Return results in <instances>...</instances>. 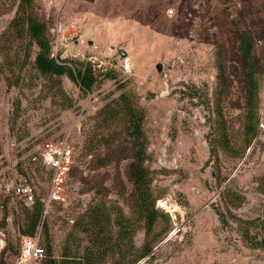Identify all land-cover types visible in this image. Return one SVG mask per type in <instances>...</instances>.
<instances>
[{"label":"rangeland","instance_id":"rangeland-1","mask_svg":"<svg viewBox=\"0 0 264 264\" xmlns=\"http://www.w3.org/2000/svg\"><path fill=\"white\" fill-rule=\"evenodd\" d=\"M17 2L0 0V197L9 198L0 250L7 242L19 250L22 237L11 212L23 199L4 185L24 181L46 198L48 169L31 158L44 143L65 140L74 163L63 201L47 214L55 256L68 249L80 258L87 251L95 264H264V0H34L52 56L91 65L89 92L66 76L58 91L31 64L20 71L23 44L1 39ZM239 32L252 43L257 84L258 133L249 148V64ZM124 93L144 111L139 140L120 120L97 117L105 105L118 111ZM221 134L226 149L216 146ZM93 138L99 167L83 155ZM139 148L159 212L149 231L130 205L129 167ZM101 211L111 239L100 246L87 223ZM118 223L129 240L118 237Z\"/></svg>","mask_w":264,"mask_h":264},{"label":"trees","instance_id":"trees-1","mask_svg":"<svg viewBox=\"0 0 264 264\" xmlns=\"http://www.w3.org/2000/svg\"><path fill=\"white\" fill-rule=\"evenodd\" d=\"M240 47L244 60L248 62L249 68L246 74V109L244 114V135L248 138L247 148L257 137L258 133V102H257V84L252 71V43L245 33L238 34ZM1 39L7 42L17 41L23 44L24 59L21 61V69L23 70L26 64H31V67L41 76L47 78L52 82V85L60 91L58 79L66 76L71 82L77 85L82 92H89L96 82V78L92 72L91 65L83 61H76L72 59H57L52 56L51 43L47 36V28L45 23L36 12L34 0H18L13 18L8 24V28L1 35ZM36 48V51L31 54V49ZM32 58L31 60H29ZM119 108L108 109L105 105L98 113L97 117L104 123L105 121L120 120L125 128V134L132 140H139L142 138V123L144 119V111L138 108L131 97L127 94H121L118 97ZM104 125V124H103ZM98 139H90L83 146V155L90 157V162L94 167H99L104 164L103 157L101 158V148L97 144ZM226 138L223 134L217 139L216 146L227 148L224 143ZM100 143V141H99ZM145 161L144 151L139 148L135 151L134 162L129 167V178L132 184V192L130 194L131 206L136 207L140 214V218L144 220L146 231H149L159 215L155 208L156 198L153 197L151 189V177L147 168L143 166ZM37 168L46 170L39 162H33ZM47 173L50 172L47 170ZM26 184H28L26 182ZM29 185V184H28ZM227 188H224L225 192ZM34 196L32 205H26L23 200L16 201L11 212L12 223L16 228V232L21 236L34 237L36 234L43 236L42 243H39L44 251V257L41 264H95V261H90L87 251L82 257H78L67 249L60 255H54V249L51 246V241L48 236V221L47 214H44L43 198ZM8 197L1 199L0 197V231L5 232L7 226V205ZM111 219L106 215V212H93L90 215L88 224V232L91 236L90 240L98 245H102L110 241V225ZM118 229V237L122 236L125 239H130L129 229H124L120 226ZM128 239V240H129ZM95 245V244H94ZM109 249L112 246H108ZM150 248L146 249L145 256L150 252ZM12 255L16 257L18 250L12 247L7 242L0 250V264H8L5 255Z\"/></svg>","mask_w":264,"mask_h":264},{"label":"built area","instance_id":"built-area-1","mask_svg":"<svg viewBox=\"0 0 264 264\" xmlns=\"http://www.w3.org/2000/svg\"><path fill=\"white\" fill-rule=\"evenodd\" d=\"M75 151L65 140L44 143L35 156L33 162H39L50 172V183L46 198L42 200L44 204V214L48 211L51 203L63 201L64 184L69 178ZM19 181L5 184L7 194H14L21 197L26 205L34 202L33 191L28 184H21ZM44 251L35 237L22 236L19 242L18 255L15 264H41Z\"/></svg>","mask_w":264,"mask_h":264},{"label":"water","instance_id":"water-1","mask_svg":"<svg viewBox=\"0 0 264 264\" xmlns=\"http://www.w3.org/2000/svg\"><path fill=\"white\" fill-rule=\"evenodd\" d=\"M21 184H25V182H22Z\"/></svg>","mask_w":264,"mask_h":264},{"label":"bare ground","instance_id":"bare-ground-1","mask_svg":"<svg viewBox=\"0 0 264 264\" xmlns=\"http://www.w3.org/2000/svg\"><path fill=\"white\" fill-rule=\"evenodd\" d=\"M164 204V203H163Z\"/></svg>","mask_w":264,"mask_h":264}]
</instances>
